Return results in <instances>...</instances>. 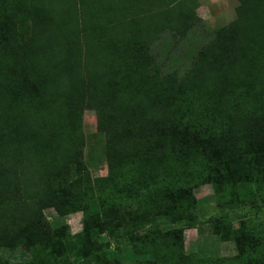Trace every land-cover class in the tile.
Returning <instances> with one entry per match:
<instances>
[{"label": "trees", "instance_id": "trees-1", "mask_svg": "<svg viewBox=\"0 0 264 264\" xmlns=\"http://www.w3.org/2000/svg\"><path fill=\"white\" fill-rule=\"evenodd\" d=\"M237 1L235 19L180 75L153 62L151 47L167 33L186 37L199 21L198 0H0V251L22 243L33 264H66L65 226L51 228L46 209L60 218L82 213L79 237L96 243L106 233L116 247L129 241L120 223L104 227L109 202L146 209L171 200L180 210L159 207V218H188V194L168 189L160 174L175 156L167 178L198 180L206 164L205 178L226 193L230 160L253 154L252 111L264 106V0ZM84 110L95 112L105 137L103 178L83 166ZM186 162H194L190 175ZM163 238L181 249L176 230L151 224L133 255ZM0 264L8 262L0 256Z\"/></svg>", "mask_w": 264, "mask_h": 264}, {"label": "rangeland", "instance_id": "rangeland-1", "mask_svg": "<svg viewBox=\"0 0 264 264\" xmlns=\"http://www.w3.org/2000/svg\"><path fill=\"white\" fill-rule=\"evenodd\" d=\"M238 4L237 0H198L195 14L199 21L196 22L195 27L179 41L174 40L170 34H165L162 40L152 45L151 59L157 65L162 63L164 72L175 70L180 75H184L192 67L198 50L211 41L213 37L211 34L235 19V8ZM75 8L78 10L77 7ZM55 10L59 13L66 12L60 6ZM253 110L255 120L251 130L258 133V137L252 143L253 154L249 158L248 156L245 158L244 154L236 164V155L232 156L228 169L234 168L227 175L231 183L226 188L225 194L221 193L219 183L213 184V180L205 178L206 164L203 165V172L201 171L198 180L192 177L186 180L187 178L181 177L176 181L174 177H178L174 174L170 178L166 177L175 169L176 163V167L179 165L176 156L173 157V163L168 160L163 173H160L159 167L149 169L150 172L155 171L165 175L168 189L173 190L179 185L173 192L182 189L186 191L187 201L189 202L190 198L194 205L191 214L186 212L188 218L181 217L179 221L173 223L169 222L168 217L159 218L161 215L159 207L180 210L181 207L171 200L159 202L154 208L150 204L146 209L136 207L135 204L120 207L109 202L107 214L101 215L104 227L107 230L117 231L118 226L121 225L129 241L127 245L116 247L113 238L106 233L101 234L96 243L79 237L83 232L82 213L60 218L53 209H46L44 217L51 228L58 225L65 226L58 229L62 230L61 233L70 242L65 249L66 264H207L209 259H236L235 264H264V150L260 149V145L264 143V106L259 105ZM191 111L194 114L199 112L197 106L193 104ZM194 114L191 118L196 117ZM257 117L262 118L259 124L255 122ZM191 123L202 122L193 119ZM82 131L84 133L83 166L91 177L103 178L108 173L105 137L96 129V115L93 110H84ZM193 163L186 162L184 165L188 175L192 173ZM190 181V186H187ZM151 224L162 233L176 230L181 235V245L178 244L181 249L176 251L172 241L163 238L155 243L143 245V250L138 249L140 254H147L134 256L132 247L137 245L138 238L144 235ZM130 240L137 241L132 244ZM0 256L8 264H33L32 252L22 243L17 244L13 250L0 251ZM174 256L180 258L173 260ZM45 261L42 259L37 264H48Z\"/></svg>", "mask_w": 264, "mask_h": 264}]
</instances>
